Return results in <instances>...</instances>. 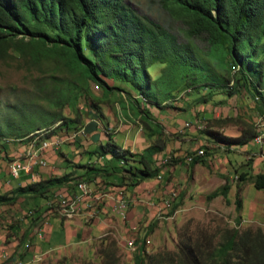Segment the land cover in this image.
<instances>
[{
	"label": "crops",
	"instance_id": "crops-1",
	"mask_svg": "<svg viewBox=\"0 0 264 264\" xmlns=\"http://www.w3.org/2000/svg\"><path fill=\"white\" fill-rule=\"evenodd\" d=\"M114 92L103 91L107 97L95 100L99 108L91 107L89 115L71 123L69 129L59 130L50 137H45L47 131L39 132L30 139L0 145L1 155L12 156L0 157V195L19 194L14 203L0 204V264H41L76 247L92 250L102 241L108 244L109 238L114 239L127 258L134 260L132 241L138 251L141 244L152 251L166 242V234L176 231L186 217L209 220L220 215L230 218L231 223L253 225L264 231V188H257L253 198L248 199L243 183L242 208L238 210L236 205L240 174L247 173L246 179L240 182H249L251 186H255L258 174H264V143H258L264 129L258 124L263 112L253 124L257 131L253 139L246 144H227L211 136L210 129L201 127L211 118L205 110L206 103L216 96L226 97L224 93L203 101L188 91L184 98L180 94L160 99L158 105L144 101L139 93L126 88L115 92L118 95H113ZM121 100L125 102V109ZM221 115L222 119L231 116L228 107ZM188 121L196 124L189 127ZM74 131L76 136L70 138L68 135ZM242 132L239 125L227 127L222 133L237 137ZM257 134L260 136L256 139ZM57 136L62 139L59 146L41 151L44 141ZM158 139L164 146L154 154V160L161 171L137 186L123 183L126 171L121 159L112 153H97L101 144L112 140L140 155ZM249 143L259 146L251 149ZM200 149L205 150L200 162L188 159ZM31 150L32 156L41 157L33 160L30 171L14 176L13 161H31L33 158L28 155ZM167 157L169 163L160 165ZM130 162L137 164L134 160ZM62 176L68 177V183L54 187L48 197L20 191L32 183ZM227 181L231 184L230 202L222 194L209 198ZM88 186L90 196H83L81 206L67 210L55 208L60 196L81 195L80 189Z\"/></svg>",
	"mask_w": 264,
	"mask_h": 264
},
{
	"label": "trees",
	"instance_id": "trees-1",
	"mask_svg": "<svg viewBox=\"0 0 264 264\" xmlns=\"http://www.w3.org/2000/svg\"><path fill=\"white\" fill-rule=\"evenodd\" d=\"M161 2L173 15L184 20L188 41H180L175 33L139 12L127 0H0V58L12 49L37 61L49 56L59 57L66 67L79 72L82 79L96 83L103 91L125 90L115 83L126 81L138 89L145 101L158 105L160 99L175 97L183 89H190L203 101L216 94L232 96L242 88L249 90L250 85L261 91L259 84L250 77L254 72L264 74V44H261L264 0ZM202 34L209 40V48L205 51L217 60L216 64L203 60L190 40ZM161 63H166L162 75L158 79L152 78L150 69ZM111 79L114 84L109 82ZM153 86L159 90L153 91ZM84 89L87 87L80 93ZM71 90L74 91L71 85L62 92L54 89L47 98L53 95L57 106L67 104ZM78 98L74 97V102ZM259 102L264 112V93ZM40 114H35L29 104L17 119L0 114V145L8 141H24L39 132L47 131L45 137H50L59 130L69 129L67 122L70 118L66 114L57 111H41ZM23 120H29V124L23 126ZM75 121L71 120L72 123ZM246 125H242L243 132L237 137L216 130L208 131L218 141L246 144L257 133L253 125ZM258 135L256 139L261 134ZM163 146L158 139L137 155L110 140L101 144L97 153H112L121 159L126 171L123 183L137 186L160 173L154 154ZM202 157L196 156L194 162H200ZM132 160L137 164L130 162ZM246 176L247 173H241L240 181ZM67 181L65 176L48 178L22 187L20 191L48 197L54 187L65 185ZM254 184L258 189L264 188V174H258ZM230 188L227 181L209 198L222 194L228 203ZM241 191L239 185L238 209L242 208ZM18 197V193L0 195V204L14 203ZM192 230L187 222L176 250L152 252L141 244L134 264H264V231L260 227L243 231L231 228L226 231L223 241L217 243L204 231L197 234Z\"/></svg>",
	"mask_w": 264,
	"mask_h": 264
},
{
	"label": "rangeland",
	"instance_id": "rangeland-1",
	"mask_svg": "<svg viewBox=\"0 0 264 264\" xmlns=\"http://www.w3.org/2000/svg\"><path fill=\"white\" fill-rule=\"evenodd\" d=\"M127 1L130 2L139 12L155 19L167 27L170 31L175 33L179 37L180 41L189 40L185 34L187 25L184 20L176 15H173L170 10L162 5L161 0ZM190 40L199 51L200 57L203 60H207L211 64H216L217 60L205 51L209 48V40L205 34ZM262 43L264 44V35L261 38V44ZM257 58L260 59L261 57L257 56ZM165 67L166 63H161L151 68L150 73L152 78H160ZM250 80L256 81L259 84L258 86L261 91L255 90L254 87L250 85L251 88L249 90L242 88L238 94L231 97L216 96L212 101L206 103L207 107L205 110L208 111L211 118H208V121L205 120L208 124L204 125L203 123V128L206 127L210 130H219L224 132L227 127L242 126L246 125V123L252 126L255 123L256 118L262 112L259 101L262 100V93H264V74L261 75L258 72H254V74H251ZM88 81L82 79L79 76V72H75L66 67L59 57L49 56L37 61L30 55H26L12 49L4 58H0V114H5L9 118L17 119L21 114L23 115L25 113V106L29 104L38 116H41V111H57L59 113L66 114V116L70 118L67 122L69 123L68 126H70L72 123L71 120L80 121L84 116L89 115L91 107H97L95 100L107 97V94L102 93L103 88L97 86V84L92 81ZM109 82L114 84L115 81L111 79ZM115 84H119L132 93H138V89H136L129 82L120 81ZM69 85H71V88H73L74 91L71 90V99L67 104L61 102L62 105L57 106L54 100L56 98H54L53 95L50 96V99L47 98V96L53 94L51 91L54 89L55 91L57 89V92H62L63 90H67ZM85 86L87 87V90L84 89L80 93L81 89ZM162 87L163 86L161 85V88ZM157 90L159 89H156L155 86H153V91ZM188 91L191 90L183 89L181 92H177L175 97L182 94L181 98H184L186 96L184 93H187ZM115 92L120 93L121 90L115 89ZM125 94L127 95V93ZM113 95L118 94L115 93ZM74 97L79 98L74 102ZM139 97L145 101L144 97L141 95H139ZM220 98H224L226 100L221 101L223 103H216L215 100H219ZM121 104L123 109H125V102L123 100H121ZM226 107H228V113L231 116L226 115V118H224L226 120H224L222 119L223 117L221 114H224ZM37 109L41 111H37ZM213 115L215 116L212 117ZM232 118H236V120H232ZM188 123L191 124L189 127L196 124L192 121H188ZM22 124L23 126L26 124L28 125L29 120H23ZM258 124L259 127H262L261 123L258 122ZM248 146L253 149V147L257 148L259 145L249 143ZM1 156L6 158L12 157L9 153H5L4 155H1L0 153V157ZM161 162H164V158ZM251 181H253V179ZM243 183L246 184L244 193L247 194V198H253L257 188L253 185L251 186L249 182H240V179H237V185H241L242 188ZM232 198H235V195ZM228 216L230 217V215ZM186 218L187 219H185L183 223L178 225L176 231L173 229L174 231L169 233L170 231L168 230L167 233L169 234H166V242H162L161 245L154 248L152 252L164 249L176 250V244L179 236L187 222L190 223L191 229H193L192 231L195 233L197 232V234L199 231H204V233L211 236L216 243L223 241L226 231L231 228H238L241 231L250 227L253 228V225L243 226L241 223H231L230 218H224L220 215L212 217L209 220H202L196 217ZM105 239L107 238L105 237ZM130 244L133 248L132 250H134V260H131L129 257L127 258V254L121 250L119 245L115 243L114 239L109 238L108 244H105L104 241H102L101 244H95L92 250H89L86 247H76L75 250L68 254H62L59 257H55L56 259L49 258L41 264H134L135 255L138 250L134 246V241Z\"/></svg>",
	"mask_w": 264,
	"mask_h": 264
},
{
	"label": "built area",
	"instance_id": "built-area-1",
	"mask_svg": "<svg viewBox=\"0 0 264 264\" xmlns=\"http://www.w3.org/2000/svg\"><path fill=\"white\" fill-rule=\"evenodd\" d=\"M259 123H261L262 126H264V112L262 113V115L260 116V119L258 120ZM187 126L191 125L190 123H186ZM201 127H203V125H201ZM76 131L70 133L68 136L70 138H74L76 136ZM62 142V139L57 136V137H52L50 142L48 143V145L44 148H41V151H43L44 149L50 148L52 146H59L60 143ZM259 144H263L264 143V129L262 130V134L260 136V139L258 141ZM205 154V150L204 149H200L197 150L196 153L188 156L189 160H194V158L196 156H200V155H204ZM28 155L29 157L33 158L31 161L27 162L24 160H14L12 165H11V173L14 176H19L21 171H30L32 168V162L34 159L40 158V156H32V150L28 151ZM169 163V158H164V162L162 164H167ZM161 165V164H160ZM238 178V176L236 177ZM81 190V195H76L74 197L67 195H62L57 199V204L55 205V208H60V210H67L70 208H74V207H79L81 206V201L83 199V196H90L91 193V189L88 188L87 189H80ZM173 195H175V192L173 193ZM167 205L171 204L170 202H166Z\"/></svg>",
	"mask_w": 264,
	"mask_h": 264
},
{
	"label": "bare ground",
	"instance_id": "bare-ground-1",
	"mask_svg": "<svg viewBox=\"0 0 264 264\" xmlns=\"http://www.w3.org/2000/svg\"><path fill=\"white\" fill-rule=\"evenodd\" d=\"M50 140H51V139H48V140L44 141V143H43L42 145H43L44 147H46V146L48 145V143L50 142ZM42 145H41V146H42ZM43 146H42V147H43ZM42 147H41V148H42ZM34 153H35V152H34Z\"/></svg>",
	"mask_w": 264,
	"mask_h": 264
}]
</instances>
